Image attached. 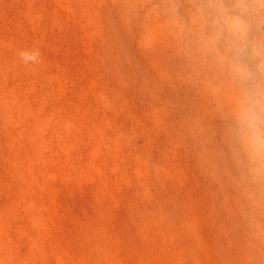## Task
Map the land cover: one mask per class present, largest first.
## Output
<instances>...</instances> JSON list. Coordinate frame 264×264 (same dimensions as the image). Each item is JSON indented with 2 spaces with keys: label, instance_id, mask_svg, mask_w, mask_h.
<instances>
[{
  "label": "rangeland",
  "instance_id": "374dc122",
  "mask_svg": "<svg viewBox=\"0 0 264 264\" xmlns=\"http://www.w3.org/2000/svg\"><path fill=\"white\" fill-rule=\"evenodd\" d=\"M257 97L264 0H0V264H264Z\"/></svg>",
  "mask_w": 264,
  "mask_h": 264
},
{
  "label": "clouds",
  "instance_id": "9594fccd",
  "mask_svg": "<svg viewBox=\"0 0 264 264\" xmlns=\"http://www.w3.org/2000/svg\"><path fill=\"white\" fill-rule=\"evenodd\" d=\"M40 53L38 50L25 51L21 53V59L27 64L37 63ZM264 110V98H249L248 106L242 109V124L248 129L253 143L264 148V131L260 125L264 121L260 118V112Z\"/></svg>",
  "mask_w": 264,
  "mask_h": 264
}]
</instances>
